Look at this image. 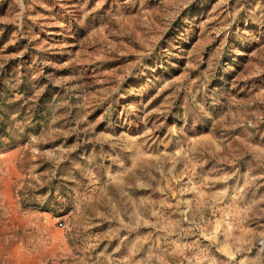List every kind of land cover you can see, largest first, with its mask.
Wrapping results in <instances>:
<instances>
[{
    "label": "rangeland",
    "instance_id": "1",
    "mask_svg": "<svg viewBox=\"0 0 264 264\" xmlns=\"http://www.w3.org/2000/svg\"><path fill=\"white\" fill-rule=\"evenodd\" d=\"M12 235L14 264H264V0H0V264Z\"/></svg>",
    "mask_w": 264,
    "mask_h": 264
},
{
    "label": "crops",
    "instance_id": "2",
    "mask_svg": "<svg viewBox=\"0 0 264 264\" xmlns=\"http://www.w3.org/2000/svg\"><path fill=\"white\" fill-rule=\"evenodd\" d=\"M16 240V237L15 236H11L10 238L7 239V243L10 245V248H9V255L11 256L10 258V262L12 264L15 263V255L17 254V249H18V246H17V243L15 242ZM20 247V246H19Z\"/></svg>",
    "mask_w": 264,
    "mask_h": 264
}]
</instances>
